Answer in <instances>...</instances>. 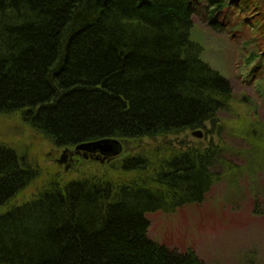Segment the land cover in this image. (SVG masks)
<instances>
[{"label": "trees", "instance_id": "16d2710c", "mask_svg": "<svg viewBox=\"0 0 264 264\" xmlns=\"http://www.w3.org/2000/svg\"><path fill=\"white\" fill-rule=\"evenodd\" d=\"M201 6L213 30L253 14L264 44L259 0H0V117L57 149L162 140L19 205L38 171L0 143V264H210L151 240L147 218L202 204L218 181L219 147L167 143L217 126L234 100L192 38Z\"/></svg>", "mask_w": 264, "mask_h": 264}, {"label": "rangeland", "instance_id": "374dc122", "mask_svg": "<svg viewBox=\"0 0 264 264\" xmlns=\"http://www.w3.org/2000/svg\"><path fill=\"white\" fill-rule=\"evenodd\" d=\"M246 16L242 23L231 15L221 21L224 28L213 30L206 6L198 9L192 38L203 46L204 61L231 83L234 100L217 126L201 130L202 139L191 131L167 139L174 148L219 147L222 155L213 169L218 181L200 205L147 216L151 240L179 254L191 249L210 264H264V58L258 63L264 44L255 37L253 14ZM120 142L122 153L107 163L75 158L61 166L65 149L51 146L16 115L0 117V143L27 157L38 171V180L14 201L18 205L37 197L55 175L67 181L106 173L112 164L162 140Z\"/></svg>", "mask_w": 264, "mask_h": 264}, {"label": "water", "instance_id": "95a60500", "mask_svg": "<svg viewBox=\"0 0 264 264\" xmlns=\"http://www.w3.org/2000/svg\"><path fill=\"white\" fill-rule=\"evenodd\" d=\"M193 135L199 139L204 137V134L201 130L195 131ZM76 153L79 155H84V159L88 160L89 154H98L96 161H100L101 164H104L106 160L115 158L119 156L123 151L122 143L117 139H102L99 141L83 143L75 148ZM71 151L65 149L61 159L58 161V164L65 166L69 160V154ZM69 169V166L66 167V170Z\"/></svg>", "mask_w": 264, "mask_h": 264}, {"label": "flooded vegetation", "instance_id": "af4514ba", "mask_svg": "<svg viewBox=\"0 0 264 264\" xmlns=\"http://www.w3.org/2000/svg\"><path fill=\"white\" fill-rule=\"evenodd\" d=\"M99 155L97 154H93V155H90L89 154V158H88V160H94V161H96V158L98 157ZM75 158H77V160L76 161H79L80 159H84L85 157H84V155H78L76 152H71L70 154H69V161L71 162V163H73L74 161H75ZM86 160V159H85ZM111 159H108V160H106V163H107V161L109 162Z\"/></svg>", "mask_w": 264, "mask_h": 264}, {"label": "bare ground", "instance_id": "6f19581e", "mask_svg": "<svg viewBox=\"0 0 264 264\" xmlns=\"http://www.w3.org/2000/svg\"><path fill=\"white\" fill-rule=\"evenodd\" d=\"M76 148V147H75Z\"/></svg>", "mask_w": 264, "mask_h": 264}]
</instances>
